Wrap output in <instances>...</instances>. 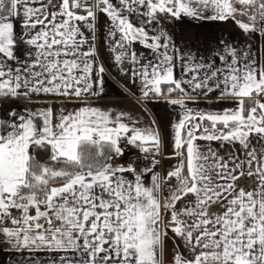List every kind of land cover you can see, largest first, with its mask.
I'll list each match as a JSON object with an SVG mask.
<instances>
[{
    "label": "snow or ice",
    "instance_id": "6c2138e0",
    "mask_svg": "<svg viewBox=\"0 0 264 264\" xmlns=\"http://www.w3.org/2000/svg\"><path fill=\"white\" fill-rule=\"evenodd\" d=\"M185 17L264 35V0H0V104L28 103L0 114L15 264H264V61L223 40L178 47L166 24ZM100 39L144 102L173 106L167 136L92 103ZM122 140L141 169L112 163ZM165 155L176 162L161 172Z\"/></svg>",
    "mask_w": 264,
    "mask_h": 264
},
{
    "label": "crops",
    "instance_id": "0c3cea01",
    "mask_svg": "<svg viewBox=\"0 0 264 264\" xmlns=\"http://www.w3.org/2000/svg\"><path fill=\"white\" fill-rule=\"evenodd\" d=\"M166 28L172 35L177 46L187 51L206 55L212 49L219 47L220 41L234 43L238 48L250 50L252 55L258 61H264V35L256 32L254 34H244L231 21L220 22L212 20L182 18L173 20L166 24ZM16 35H22L19 25L16 27ZM247 45H251L247 49ZM98 46L100 47V58L104 61L108 71L104 76V93L94 98L92 103L103 108H113L115 111L130 112L140 126H144L151 120H155L161 132L167 136L169 121L176 115L173 106L167 105L164 102H144L140 97L138 87H133L129 84L127 78L121 75L118 69L109 61L107 48L103 45V39H100ZM142 50V49H141ZM27 51V47L23 43H17L15 47V55L23 58ZM40 103L33 100L31 108L35 110L40 107ZM208 105L202 103L200 107ZM69 108L72 105H68ZM212 108H221L224 105L214 104ZM16 108L18 110L28 108V103L21 102L17 104L2 103L0 104V114ZM123 145L122 157L116 156L112 163L114 165H129V158L135 155H142L136 147L128 145L125 141H121ZM167 153L171 152V148H167ZM43 157L44 153H40ZM175 160L168 159L167 155L162 159L159 170L161 172L168 168L169 165L175 164ZM216 207V206H214ZM171 244V242H169ZM41 259H47L43 253L40 254ZM23 257L14 253H9L8 245L0 243V264H15V261L21 260Z\"/></svg>",
    "mask_w": 264,
    "mask_h": 264
},
{
    "label": "built area",
    "instance_id": "2783aa9c",
    "mask_svg": "<svg viewBox=\"0 0 264 264\" xmlns=\"http://www.w3.org/2000/svg\"><path fill=\"white\" fill-rule=\"evenodd\" d=\"M129 165L134 166L137 170L141 169L146 161L144 160V154L142 155H135L129 158Z\"/></svg>",
    "mask_w": 264,
    "mask_h": 264
},
{
    "label": "rangeland",
    "instance_id": "374dc122",
    "mask_svg": "<svg viewBox=\"0 0 264 264\" xmlns=\"http://www.w3.org/2000/svg\"><path fill=\"white\" fill-rule=\"evenodd\" d=\"M119 157H122V155H119ZM0 243H1L2 245H7L6 243L3 242V237H0Z\"/></svg>",
    "mask_w": 264,
    "mask_h": 264
}]
</instances>
